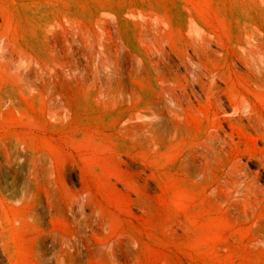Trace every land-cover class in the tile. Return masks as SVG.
<instances>
[{"label": "rangeland", "instance_id": "374dc122", "mask_svg": "<svg viewBox=\"0 0 264 264\" xmlns=\"http://www.w3.org/2000/svg\"><path fill=\"white\" fill-rule=\"evenodd\" d=\"M2 211L0 264H264V0H0Z\"/></svg>", "mask_w": 264, "mask_h": 264}, {"label": "bare ground", "instance_id": "6f19581e", "mask_svg": "<svg viewBox=\"0 0 264 264\" xmlns=\"http://www.w3.org/2000/svg\"><path fill=\"white\" fill-rule=\"evenodd\" d=\"M3 208V207H2ZM3 217L0 218V235H1V245L4 252H7L10 247V235H11V222L8 214L2 211Z\"/></svg>", "mask_w": 264, "mask_h": 264}]
</instances>
